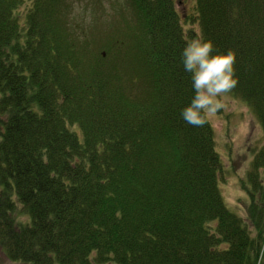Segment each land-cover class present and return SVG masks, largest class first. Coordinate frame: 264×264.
Listing matches in <instances>:
<instances>
[{"label": "trees", "instance_id": "16d2710c", "mask_svg": "<svg viewBox=\"0 0 264 264\" xmlns=\"http://www.w3.org/2000/svg\"><path fill=\"white\" fill-rule=\"evenodd\" d=\"M87 1L0 0L1 251L29 264H264V234L220 193L213 127L181 116L195 23L213 54L235 53L230 94L264 132V0H187L183 17L179 0H121L97 44L69 21ZM252 168L250 214L264 150Z\"/></svg>", "mask_w": 264, "mask_h": 264}, {"label": "rangeland", "instance_id": "374dc122", "mask_svg": "<svg viewBox=\"0 0 264 264\" xmlns=\"http://www.w3.org/2000/svg\"><path fill=\"white\" fill-rule=\"evenodd\" d=\"M179 1H181L180 6L175 5V7L182 17L185 10L188 13L193 11L191 1ZM121 7V0H88L86 3L76 4L71 8L69 21L79 36H88L94 42L93 44H97L101 41L103 34L112 26V20L108 15L112 11H119ZM19 17L22 18V16ZM187 29H190L189 32L192 33L193 40H200L197 24H185V30ZM223 102L225 107L209 121L214 131L215 149L219 153L222 164L219 189L228 209L241 216L250 236L254 238L258 232L264 234V225L256 222L259 218L264 217L263 203H261L264 200L257 203L252 202L255 207H253L254 212L250 214L251 201L246 193L244 182L254 172L252 168L254 156L256 157L264 150V132L257 116L244 102L230 93L223 97ZM258 174V180L262 182L259 185L263 193L264 173L259 171ZM21 212V208L17 207L15 219L26 223L27 218ZM262 247H264V238ZM0 264L29 263L11 262L0 249Z\"/></svg>", "mask_w": 264, "mask_h": 264}, {"label": "clouds", "instance_id": "9594fccd", "mask_svg": "<svg viewBox=\"0 0 264 264\" xmlns=\"http://www.w3.org/2000/svg\"><path fill=\"white\" fill-rule=\"evenodd\" d=\"M213 42L193 40L182 52L185 71L192 73L195 95L181 111L184 121L193 127H203L225 107L223 97L238 84L235 76V53L213 54Z\"/></svg>", "mask_w": 264, "mask_h": 264}]
</instances>
